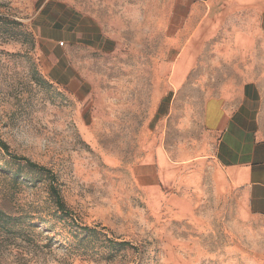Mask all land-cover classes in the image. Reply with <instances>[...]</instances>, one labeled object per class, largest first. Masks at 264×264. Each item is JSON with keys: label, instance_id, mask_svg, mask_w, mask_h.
<instances>
[{"label": "rangeland", "instance_id": "1", "mask_svg": "<svg viewBox=\"0 0 264 264\" xmlns=\"http://www.w3.org/2000/svg\"><path fill=\"white\" fill-rule=\"evenodd\" d=\"M181 2L0 0V137L51 169L76 224L99 232L81 243L45 184L22 185L10 205L49 223L0 233V264H264L262 223L206 177L160 172L162 147L200 154L211 98L231 94L168 89L163 68L194 27ZM8 184L0 170V205ZM106 240L132 248L110 255Z\"/></svg>", "mask_w": 264, "mask_h": 264}, {"label": "crops", "instance_id": "2", "mask_svg": "<svg viewBox=\"0 0 264 264\" xmlns=\"http://www.w3.org/2000/svg\"><path fill=\"white\" fill-rule=\"evenodd\" d=\"M181 1L177 7L194 27L163 68L168 89L231 94L211 98L200 154L172 161L162 147L160 172L165 179L169 172L183 180L206 177L264 230V0Z\"/></svg>", "mask_w": 264, "mask_h": 264}, {"label": "trees", "instance_id": "3", "mask_svg": "<svg viewBox=\"0 0 264 264\" xmlns=\"http://www.w3.org/2000/svg\"><path fill=\"white\" fill-rule=\"evenodd\" d=\"M0 153L7 159L4 166L0 168L1 172L8 176V193L10 201L3 200L0 205V233L6 237L23 236L39 229V222L42 225H47V221L39 220L34 216H29L24 210H18L12 207L11 202L14 194L19 191L22 185L36 186L45 184L48 189L50 201L53 203V208L49 211L52 214L53 220L75 230L76 238L80 239L81 243H90L94 239L97 240L99 232L97 228L78 226L75 218L72 216L69 208L63 200L61 190L58 185L57 175L49 168L39 165L27 157L15 154L10 146L0 137ZM82 240V241H81ZM110 255L115 251L132 248L129 242H116L106 240L104 243ZM135 249V248H134Z\"/></svg>", "mask_w": 264, "mask_h": 264}]
</instances>
